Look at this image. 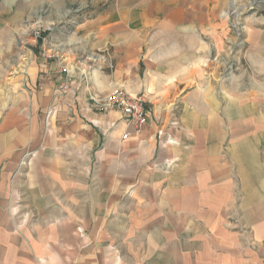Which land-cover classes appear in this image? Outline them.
I'll list each match as a JSON object with an SVG mask.
<instances>
[{"label": "crops", "instance_id": "obj_1", "mask_svg": "<svg viewBox=\"0 0 264 264\" xmlns=\"http://www.w3.org/2000/svg\"><path fill=\"white\" fill-rule=\"evenodd\" d=\"M226 2L115 0L81 22L76 52L102 51L109 34L168 36L139 60L142 76L130 47L113 67L150 112L126 140L122 114L88 99L110 91L111 69L93 71L86 92L57 96L53 62L28 65L44 80L36 91L37 75L27 90L15 84L22 92L0 116V264H264V29L247 34L237 84H212L203 35L221 50L226 24L213 20Z\"/></svg>", "mask_w": 264, "mask_h": 264}, {"label": "rangeland", "instance_id": "obj_2", "mask_svg": "<svg viewBox=\"0 0 264 264\" xmlns=\"http://www.w3.org/2000/svg\"><path fill=\"white\" fill-rule=\"evenodd\" d=\"M114 2L115 0H0V116L7 110L9 99L18 97L22 92L15 89V84L27 90L28 83L37 75L34 90L40 87L38 82L44 80L41 76L43 72L33 75L35 72L28 69L31 62L36 63L42 59H47L48 63L53 62L54 70L62 79L55 89L57 96H61L58 89L66 74L76 77L81 70H86L89 75L87 77L89 84L91 73L96 69L106 76V70L103 69L106 65L94 64L91 60L93 55L111 56L114 67L115 63L119 65L120 61L124 60L125 53L136 52L137 55L133 56V61L136 64L139 60L141 63L142 61L146 63L152 57L151 52L156 50L155 42H159L158 45H160L168 41V36L164 34L157 35L154 31L152 33L149 30L138 29L133 33L126 32L124 38L115 34L105 36V41L101 42H105L101 48L102 51L80 49L76 52L81 41L78 40V34L75 31L81 22L104 12L109 3H113L110 7H114ZM225 5V8H222L213 20V22L217 20L226 24L225 30H218L221 34L225 33L221 35V50L217 47V43L215 45L214 41L211 43L208 41L207 31L203 35L207 43L205 47L208 57L207 65H211L208 70L211 72L217 69L216 79L212 78L210 73L207 75L208 79L212 81V84L216 82L223 84L224 90L232 89L237 84L235 80L237 75L247 68L244 63L248 45L247 34L254 28L264 29V0H227ZM253 21H257L255 22L257 26ZM250 24L255 27H250ZM9 38L10 41H8ZM94 39L96 37L88 39L89 47ZM151 42L154 43L152 49ZM129 47L128 52L125 48ZM90 52L94 54H89ZM12 67L17 68L19 73L13 75ZM138 68L142 76L145 68L140 63ZM114 71L113 68L112 73H109L110 77L106 79L109 88L119 85ZM101 92L105 94L109 90L102 89ZM49 112L52 111L45 112L46 122ZM29 156V153L24 154L21 166L27 163ZM226 224L228 228L240 232L241 237L250 233L248 235L251 246H257L258 241L253 238V233L241 220H227Z\"/></svg>", "mask_w": 264, "mask_h": 264}, {"label": "built area", "instance_id": "obj_3", "mask_svg": "<svg viewBox=\"0 0 264 264\" xmlns=\"http://www.w3.org/2000/svg\"><path fill=\"white\" fill-rule=\"evenodd\" d=\"M94 64L97 65L106 64L107 69L113 70L112 57L107 55L95 54L92 56ZM68 72V71H67ZM88 72L81 70L79 74L69 76L66 74L64 81L60 84L58 93L61 96H66L69 93L77 94L81 90L86 89L88 91L90 84L87 80ZM92 103V108L95 111L102 113H110L116 111L122 114V120L125 130L121 135L122 140H126L133 132L141 130L150 116V112L146 107V98L143 95H133L128 93L122 86H113L108 93L105 94H90L88 96ZM161 133L159 132L158 135Z\"/></svg>", "mask_w": 264, "mask_h": 264}]
</instances>
